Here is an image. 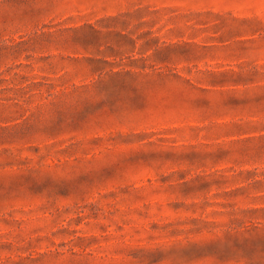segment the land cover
<instances>
[{"label":"rangeland","instance_id":"374dc122","mask_svg":"<svg viewBox=\"0 0 264 264\" xmlns=\"http://www.w3.org/2000/svg\"><path fill=\"white\" fill-rule=\"evenodd\" d=\"M0 264H264V0H0Z\"/></svg>","mask_w":264,"mask_h":264}]
</instances>
